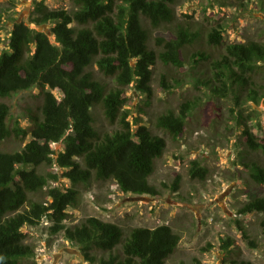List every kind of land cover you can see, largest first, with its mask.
I'll return each instance as SVG.
<instances>
[{"label": "trees", "instance_id": "1", "mask_svg": "<svg viewBox=\"0 0 264 264\" xmlns=\"http://www.w3.org/2000/svg\"><path fill=\"white\" fill-rule=\"evenodd\" d=\"M4 1L11 8L17 5V0ZM71 1V10L50 9L43 1L35 2L28 17L30 24L49 25L53 41L45 30L16 21L7 38V49L0 51V264H37L23 230L39 225L46 216L52 222L51 231H63L89 262L167 264L180 242V236L167 224L135 227L125 236L118 224L95 217L72 227H66L64 221L69 216L67 209L78 204L79 188L92 181L111 180L125 194L158 195L149 177L155 160L164 153L166 140L135 118L130 120L127 88L134 85L150 96L156 62L182 67L181 50L199 42L201 35L182 25L167 34L159 32L174 21L177 0ZM5 16L0 9V44ZM152 40L158 50L150 48ZM207 43L222 51L215 59L203 50L192 54L193 63L199 58L209 61L210 74L199 81H205L202 83L211 95L231 98L238 106L240 102L259 104L264 98V43L226 42L222 25L209 31ZM261 75L262 79H256ZM32 89L38 91L40 104L36 110L26 108L29 127L13 125L6 100ZM96 108L116 126L114 131L102 132L94 126ZM192 109L190 102H183L177 112L170 109L158 115L155 127L176 140ZM238 116L244 118L241 112ZM236 120L242 126L247 149L264 156V139L259 141L243 121ZM26 137L29 141L20 151H2L3 141ZM57 143L62 146L59 151L53 149ZM53 164L65 170L62 176L72 186L49 188L46 193L50 200L39 202L33 196L57 176L38 168ZM243 165L255 183L264 185L263 167L251 160ZM206 171L197 160L190 162L191 178L204 179ZM177 189L175 180L173 190ZM239 213L261 214L259 227L264 238V197L250 199ZM237 227L247 245L255 248L256 242L238 221ZM219 241L223 264H256L242 258L235 238L221 236ZM182 264L202 263L194 258Z\"/></svg>", "mask_w": 264, "mask_h": 264}, {"label": "rangeland", "instance_id": "2", "mask_svg": "<svg viewBox=\"0 0 264 264\" xmlns=\"http://www.w3.org/2000/svg\"><path fill=\"white\" fill-rule=\"evenodd\" d=\"M43 1L50 9L71 10V0H17L15 8L0 0V9L5 11L1 27L3 41L0 51L7 49V38L14 22H24L33 29L45 30L51 41L53 35L49 25L38 27L30 24L28 17L35 2ZM8 9V10H6ZM175 19L159 32L173 31L177 25L191 28L200 34L199 42L184 47L180 54L182 67L164 65L160 61L152 67L150 96L135 89L127 88L130 103L126 106L131 112V121L147 126L152 133L163 136L166 148L162 157L155 160L154 171L149 182L158 190V195H135L120 192L111 180L92 181L79 188L78 204L67 209L66 227L82 223L88 217L112 222L122 227L128 236L135 227L155 228L167 224L180 236L176 251L167 259V264L190 263L198 258L202 264H223L224 253L219 250L220 237L235 238L242 251V258L256 264H264V238L259 227L261 214H240L239 209L254 197H264V185L255 183L244 168L243 162L256 161L264 168V156L251 152L242 139L243 121L258 137L264 139V98L259 104L241 103L239 106L231 98L211 95L199 81L210 74L209 61L192 54L198 50L215 59L222 49L208 45L207 34L211 29L222 25L225 28L226 42H245L256 40L264 43V0H177L174 4ZM150 48L158 50L154 40ZM96 71V68H93ZM99 76V74L97 75ZM256 77V79H262ZM109 86L113 82L106 81ZM36 89L19 92L6 100L10 106V122L21 127H29L26 108L36 110L40 104ZM54 94L60 97V93ZM190 102L192 111L186 118L185 128L176 140L155 127L158 115L168 110L177 112L183 102ZM241 111H240V110ZM241 112L244 118L238 116ZM94 126L102 132H111L116 126L110 125L101 110L93 111ZM245 128V127H243ZM29 137L8 139L2 142L4 152L20 151ZM54 150L62 149L60 143ZM57 154L53 157L56 158ZM197 160L206 168L204 179L191 178L190 162ZM40 172L55 174L57 180L49 179L47 187L33 196L39 202H47V190L53 187H71L69 180L62 176L64 169L53 164L38 168ZM175 180L177 191L173 190ZM237 221L244 227L247 235L257 244L255 248L247 245ZM52 222L46 216L37 226L24 227L27 242L34 248L33 260L37 264H98L89 262L75 243L67 240L63 231H51ZM97 258L99 256L96 255Z\"/></svg>", "mask_w": 264, "mask_h": 264}]
</instances>
